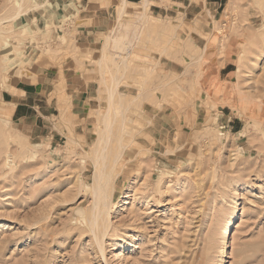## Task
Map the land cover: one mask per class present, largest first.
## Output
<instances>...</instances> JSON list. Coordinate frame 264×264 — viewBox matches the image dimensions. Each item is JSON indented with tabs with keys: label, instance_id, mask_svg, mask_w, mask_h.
I'll return each instance as SVG.
<instances>
[{
	"label": "rangeland",
	"instance_id": "obj_1",
	"mask_svg": "<svg viewBox=\"0 0 264 264\" xmlns=\"http://www.w3.org/2000/svg\"><path fill=\"white\" fill-rule=\"evenodd\" d=\"M24 1L0 0V264H264V0H165L142 26L113 1L92 48L79 3ZM70 68L94 72L86 107ZM100 134L116 204L93 223Z\"/></svg>",
	"mask_w": 264,
	"mask_h": 264
},
{
	"label": "crops",
	"instance_id": "obj_2",
	"mask_svg": "<svg viewBox=\"0 0 264 264\" xmlns=\"http://www.w3.org/2000/svg\"><path fill=\"white\" fill-rule=\"evenodd\" d=\"M92 1H98V0H73V2L79 3L81 7L79 8L84 12V17L83 20L88 21H93L94 24L89 23L85 24L80 28L79 32V42L84 44L85 46H90L91 48L95 46L100 40L103 38L102 33L105 32L107 28L106 26L110 23L112 13L111 10L113 9L112 2L113 1H122V0H100V2L94 7L99 6L98 8L94 9H89L87 8V5L90 4ZM127 4H138L139 5L144 2V0H125ZM165 0H149V8L152 10L153 13L155 12H164L163 9L164 6L160 3H163ZM175 6H181L183 5L184 7H191L192 1L190 0L189 2L187 0H170ZM220 1L221 4L224 3V0H214ZM102 4V5H101ZM92 6V5H91ZM174 6V7H175ZM70 72L68 71L66 75V87H67V92H69L72 96L73 99V104L75 106H81V107H86L87 103L90 101V98H94L95 96L90 95L89 92L90 90L96 91V83L97 80L93 77L94 72L93 70H85L82 72H74L72 68H70ZM223 69H226L224 66ZM48 73H51V71L47 70L46 71V76ZM55 74V73H54ZM44 75V76H45ZM52 75V74H51ZM49 74V76L52 78V81H54V75L53 77ZM58 75V74H57ZM49 77V78H50ZM51 81V83H52ZM48 83V84H46ZM48 85L50 86V82H41L38 86V84H34V82L26 83L22 88H18L17 90H21L23 93L20 94L22 97L26 98H32V89L35 87V92L38 89V87H43L45 90H48ZM52 86V85H51ZM93 86V87H92ZM40 92V90H39ZM21 93V92H20ZM21 96H18L16 98H20ZM17 100V99H16ZM22 103V102H21ZM23 104V103H22Z\"/></svg>",
	"mask_w": 264,
	"mask_h": 264
},
{
	"label": "bare ground",
	"instance_id": "obj_3",
	"mask_svg": "<svg viewBox=\"0 0 264 264\" xmlns=\"http://www.w3.org/2000/svg\"><path fill=\"white\" fill-rule=\"evenodd\" d=\"M99 2H100V0L92 1L91 5L94 6V5L98 4ZM25 6H26V3H25L24 0H23V2L21 4L17 3L15 14L13 16H15V17L17 16L18 17L20 14H22L23 12H27V10L31 8L30 6L29 7L27 6V8H25ZM34 7H36V6H34ZM126 7H127L126 1L122 0L120 9L118 11V16H119L118 18L120 20H122L127 14H130L127 11ZM148 7H149V0H144V2H142V4L139 7L140 10H139L138 15L136 17V22L140 23L141 26L144 23L143 22L144 21V16L146 15V11H147ZM26 15H28V13H26L25 16ZM119 29H120V23L118 24L117 30H114L113 32H111L109 34L108 38L106 39V42H105L104 46H106L108 43L114 41V39H116V37L119 36ZM138 38H139V31H137L135 26H133V29H132L131 34H130V37L128 39L126 52L124 54V57L122 56L124 62L126 61L127 56L130 55V53H131L130 49L133 46V44L138 40ZM116 87H117V85H116ZM115 96H116V93L110 91V93H109V107L107 108V111L105 112V115L103 117L105 119V122H106L105 123V127H107V128H108L107 124H108L109 118L113 117L111 115H113V114L114 115H118V114H122V113L124 114L125 111L129 108L128 106H124L120 101H117ZM103 123H104V121H103ZM125 126H126V124H125ZM110 127H111V125H110ZM122 127L124 128V131H125L126 127H124V126H122ZM107 128H106V131H107ZM100 130H101V128H100ZM101 131H103V130H101ZM107 137H109V136L107 135ZM106 139L107 138L104 137V134H100V137L98 139L99 141L96 143V149H95L96 152L99 151V150L101 151L102 148H103V150L104 149L107 150V146H106V148H104V146L102 144V142H105V144H106L107 141L108 142L110 141L109 139L108 140H106ZM107 145H108V143H107ZM103 152H105V150ZM103 152L101 151V154H99V156L97 158L95 157L96 158V160H95V164H96L95 167L96 168H95V171H94V177H93V183H92V195H93V198H94L93 199V207H92L93 208V212H94L93 213V218H92L93 219L92 220L93 223H96L100 218L101 219L102 218L105 219V217H108L109 212L111 210V207L112 208L115 207V204H116L115 200H114V193H113L112 171L111 172L107 171L106 170V164H103L101 162V160H100V158L102 159L103 157H105ZM118 159H119V155H117L116 161ZM234 218H235V214H233L230 217V219L228 220V224L223 229L224 239H226L228 237V235H231V233H232V223L234 222ZM91 224H92V222H91ZM97 226H98V223H97Z\"/></svg>",
	"mask_w": 264,
	"mask_h": 264
}]
</instances>
